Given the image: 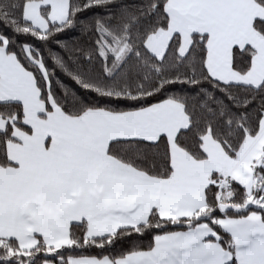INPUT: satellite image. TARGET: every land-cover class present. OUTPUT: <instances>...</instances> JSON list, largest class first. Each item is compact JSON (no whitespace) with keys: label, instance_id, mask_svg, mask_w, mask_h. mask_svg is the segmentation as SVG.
<instances>
[{"label":"snow or ice","instance_id":"snow-or-ice-1","mask_svg":"<svg viewBox=\"0 0 264 264\" xmlns=\"http://www.w3.org/2000/svg\"><path fill=\"white\" fill-rule=\"evenodd\" d=\"M0 264H264V0H0Z\"/></svg>","mask_w":264,"mask_h":264}]
</instances>
